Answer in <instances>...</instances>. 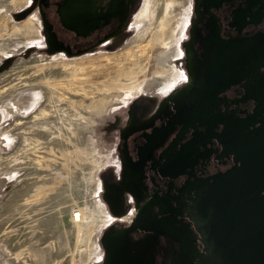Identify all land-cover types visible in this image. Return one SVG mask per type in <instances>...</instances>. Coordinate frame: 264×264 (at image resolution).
<instances>
[{
    "label": "rangeland",
    "instance_id": "rangeland-1",
    "mask_svg": "<svg viewBox=\"0 0 264 264\" xmlns=\"http://www.w3.org/2000/svg\"><path fill=\"white\" fill-rule=\"evenodd\" d=\"M41 1L0 0V264H115L110 254L118 246L116 233L127 231L135 253L146 239L134 228L138 201L128 180L136 173L122 162L127 108L144 98L163 104L167 81L156 70L176 68L184 76L196 0H133L115 47L76 55L48 49ZM146 6L150 15L137 21ZM138 49L139 57L131 59L148 62L153 77L124 79L128 89H111L103 108L77 91L66 90L68 98H59L44 83H71L79 72L74 64L83 63L75 61L114 63ZM43 110L49 113L42 116ZM57 174L59 185L52 188ZM75 207L82 216L91 210L101 216L89 254V226L72 221ZM135 208L134 221L128 222ZM164 240L153 250L158 264H177L174 254L164 255Z\"/></svg>",
    "mask_w": 264,
    "mask_h": 264
},
{
    "label": "flooded vegetation",
    "instance_id": "flooded-vegetation-1",
    "mask_svg": "<svg viewBox=\"0 0 264 264\" xmlns=\"http://www.w3.org/2000/svg\"><path fill=\"white\" fill-rule=\"evenodd\" d=\"M40 5L48 49L76 55L115 47L133 0ZM185 61L184 76L172 69L175 79L161 88L163 104L144 98L127 108L121 147L123 164L136 173L128 180L138 201L134 228L151 235L135 253L127 231L116 233L115 264H158L153 250L164 239V255L177 264H218L198 203L215 189L213 177L233 168L243 174L264 158V149L243 145L264 129V0H196Z\"/></svg>",
    "mask_w": 264,
    "mask_h": 264
},
{
    "label": "water",
    "instance_id": "water-1",
    "mask_svg": "<svg viewBox=\"0 0 264 264\" xmlns=\"http://www.w3.org/2000/svg\"><path fill=\"white\" fill-rule=\"evenodd\" d=\"M247 144L262 151L264 129L253 139L245 138V150ZM256 164L262 166L264 158L253 159L248 167L254 168L246 167L243 174L233 168L213 177L215 189L198 203L207 249L218 264H264V169Z\"/></svg>",
    "mask_w": 264,
    "mask_h": 264
},
{
    "label": "bare ground",
    "instance_id": "bare-ground-1",
    "mask_svg": "<svg viewBox=\"0 0 264 264\" xmlns=\"http://www.w3.org/2000/svg\"><path fill=\"white\" fill-rule=\"evenodd\" d=\"M149 12H150L149 7L146 6L142 11L139 20H144L146 17H148L150 15ZM27 28H28L27 33H29L30 26L28 25ZM140 49H138V52L137 50L136 51L134 50L131 53L127 51L126 55L123 58L120 56L122 59H119L114 63H103L104 60L101 59L96 60L95 58L94 60H90L89 62L74 64L77 66L79 65V72L76 73V76L71 80V83L67 84L65 83L66 81L64 80H51V79H46L44 83H46L48 86H53L56 89L59 98H63V99L68 98L65 92L66 90L77 91L78 93H83V96L85 97L87 96L91 97L93 100V104L96 107L103 108L105 102V94L109 93L111 89H119V88L126 90L128 89L129 85L125 83L124 79H127L129 83L144 77H149V76L153 77L152 76L153 73L149 74L150 67H148V65L146 64L148 62H145V60L143 59L145 64L141 65L140 63L142 61L141 59L138 64L135 62V60L131 59L132 57H139L138 54ZM141 52L142 50L140 51V54ZM106 56L107 55H105V57ZM112 57L115 58L116 56L114 55ZM147 58L148 57H146V59ZM132 61L133 63H135L134 68H132V64H131ZM161 72L162 71H160L159 69L156 70L155 72L156 76L157 74H159L162 77V79L166 80L167 82H169L171 79H175L176 77V75H174L171 71L169 72L164 71L163 73ZM85 82H89L93 84L94 88L86 87L84 85ZM81 84L83 85V87L81 88L78 87V85ZM48 113L49 112L47 110H43L41 115L46 116ZM18 124H20V122H18ZM67 173L70 174L69 168H67ZM56 177L57 176H55V178ZM59 177H61V175H58L55 182L50 184L52 188L55 187L56 185L57 186L59 185L60 182ZM63 180L65 181L64 178ZM100 217L101 216L98 211L91 210L90 212H87V214H84L81 218V222H79V223H86L89 226V229L87 230L88 254L91 252L92 249L91 237L92 234L95 232L94 227L100 220ZM133 218L134 216H131V220H133Z\"/></svg>",
    "mask_w": 264,
    "mask_h": 264
},
{
    "label": "built area",
    "instance_id": "built-area-1",
    "mask_svg": "<svg viewBox=\"0 0 264 264\" xmlns=\"http://www.w3.org/2000/svg\"><path fill=\"white\" fill-rule=\"evenodd\" d=\"M137 212V209L135 208L133 213L130 214L128 216V219H126L128 222H133L134 221V218L133 220H131V216H134L135 217V213ZM81 218H82V211L79 207H75L73 210H72V215H71V219L74 223H79L81 222Z\"/></svg>",
    "mask_w": 264,
    "mask_h": 264
}]
</instances>
